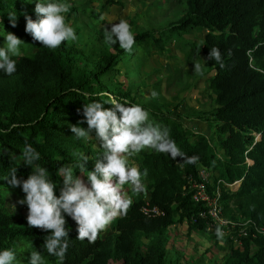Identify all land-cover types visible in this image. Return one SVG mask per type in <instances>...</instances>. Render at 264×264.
<instances>
[{"label": "trees", "instance_id": "16d2710c", "mask_svg": "<svg viewBox=\"0 0 264 264\" xmlns=\"http://www.w3.org/2000/svg\"><path fill=\"white\" fill-rule=\"evenodd\" d=\"M183 1L185 14L164 30H136L131 54L118 47L114 53L102 50L92 60V54L83 57V49H74L68 41L50 50L25 32V14L34 21L38 19L37 0H0V48L5 45L7 32L25 43L21 45L22 55L14 58L17 71L12 76L0 71V251L13 250L16 264H29L30 253L35 250L45 264H57V258L44 248L50 232L29 228L26 218L15 219L8 211L6 198L13 195L19 201L25 194L3 178L16 168L17 179H27L31 168L20 162L27 142L40 153L38 163L46 167L56 183L58 197L62 178L56 171L65 164L76 165L73 153L88 156V171L94 170L96 160L103 161L95 132L91 133L93 139L85 142L77 140L70 127L84 120V104L97 101L110 109L113 100L141 105L149 111L150 121L169 129L170 138L187 157L198 156L199 161L188 165L180 157L173 160L151 150L131 157L129 163L140 169L145 190L137 194L125 185L132 200L127 215L117 218L110 232H102L94 243L77 240L78 226L65 215L69 248L63 264H166L170 228L187 223L190 232L207 231L204 221L191 222L206 210L192 200L194 190L187 181L201 182L199 167L212 175L207 194L217 198L218 190L223 217L236 224L231 234L224 236L228 252L221 264H264V71L254 70H264V0ZM106 2L104 6L116 5L113 0ZM79 12L99 20L89 6L82 5L70 7L66 23L73 26V17ZM13 13L17 16L15 28L9 20ZM190 29L203 32L192 53H201L208 69L204 81L215 107L206 120L215 136L214 145L206 135L195 133L172 114L141 102L134 83L125 85L114 77L118 66L130 62L136 48L162 56L174 35L186 34ZM186 44L191 42L186 40ZM212 47L219 48L224 67L208 60ZM79 126L87 129L86 123ZM74 175L86 181L79 169ZM235 182L239 186L232 190L228 185ZM146 202L163 215H143L140 209ZM20 207L28 214L26 205ZM240 230L245 236H239ZM231 236L240 241V247L234 246Z\"/></svg>", "mask_w": 264, "mask_h": 264}, {"label": "clouds", "instance_id": "9594fccd", "mask_svg": "<svg viewBox=\"0 0 264 264\" xmlns=\"http://www.w3.org/2000/svg\"><path fill=\"white\" fill-rule=\"evenodd\" d=\"M70 7V4L60 0H37L35 13L38 19L34 21L25 14V32L42 47L50 50L59 48L66 41L78 42L75 29L66 23L65 14ZM100 19L104 20L105 16L101 15ZM9 20L15 28V13L9 15ZM110 25V30L103 27L104 43L111 47L118 41L120 48L131 54L135 45L131 25L126 19H119V23L112 22ZM4 37L5 45L0 48V71L12 76L17 71V61L14 58L22 55L21 45L25 43L10 32ZM231 54L229 51V55ZM208 60H215L224 67L217 47L211 48ZM254 70L264 71L258 68ZM194 73L204 75L201 63L194 64ZM157 95V92H151L152 98ZM110 105L112 108L109 109L104 107V103L97 101L84 104V120L70 127L74 137L85 142L93 139L91 133L95 132V140L100 142L103 149V161L96 160L94 170L88 171L85 167L89 161L88 156L80 152L73 153L77 157L76 165L65 164L56 171V175L62 178L58 197L55 194L56 183L50 179L46 167H41L38 163L41 159L40 153L27 142L20 154V162L30 167L31 173L26 180L17 179V169L13 168L10 175L3 178L12 187H20L25 194L18 203L27 206L28 227L50 232L45 237L44 248L50 256L57 258V264H63L69 248L65 215L78 226L77 240L94 243L117 218L127 215L132 200L124 190L125 185H130L137 194L145 190L140 169L129 163L131 157L151 150L167 154L173 160L180 157L188 165L197 164L199 161L198 156L187 157L170 138L169 129L150 121L149 111L141 105L115 100ZM83 123L87 124V129L79 126ZM76 169L86 177V181L74 175ZM143 175H147V170ZM216 235L222 238L220 227H217ZM16 260L13 250L0 251V264H16ZM29 264H45V261L41 253L35 250L30 253Z\"/></svg>", "mask_w": 264, "mask_h": 264}, {"label": "rangeland", "instance_id": "374dc122", "mask_svg": "<svg viewBox=\"0 0 264 264\" xmlns=\"http://www.w3.org/2000/svg\"><path fill=\"white\" fill-rule=\"evenodd\" d=\"M106 1L108 0H63L71 7L87 5L99 16V20L95 21L88 13H76L72 27L79 40L69 42L74 49H83V57L92 54V60L102 50L114 53L116 48H120L118 41L111 45L112 48L104 43L103 27L106 26L110 30V23H119V19H126L133 33L137 29L164 30L168 24L179 20L186 9L183 0H113L116 5L104 6ZM101 15L105 16L104 20L100 19ZM202 33L190 29L186 34L174 35L166 44L162 56L147 54L138 47L129 63L118 66L119 71L114 77L125 85L127 82L134 83L137 86L136 95L141 102L151 109H160L172 114L174 119L195 133L206 135L211 145H214L215 136L209 121L206 120L215 107L214 98L204 81L207 76L194 73L195 63H201L204 73L208 72L204 66L205 57L201 53H192L193 46L200 43ZM186 40L191 44H186ZM127 70L129 72L125 73ZM152 91L158 93L156 98L151 97ZM255 137L256 140L260 139ZM246 162L250 163L248 159ZM209 174L207 184H211L212 175ZM236 188L237 185L232 187V190ZM5 206L15 219L26 218L27 213L20 207L16 196H8ZM110 228L111 225L106 230L107 233ZM226 234L218 238L216 230L190 232L187 230V223L170 228L165 248L166 264H221L222 257L228 252L224 242ZM234 246L237 247L235 244Z\"/></svg>", "mask_w": 264, "mask_h": 264}, {"label": "built area", "instance_id": "2783aa9c", "mask_svg": "<svg viewBox=\"0 0 264 264\" xmlns=\"http://www.w3.org/2000/svg\"><path fill=\"white\" fill-rule=\"evenodd\" d=\"M198 176L201 182H195L191 179H188V184L190 187L193 188L194 194L192 195V200L197 203L201 204L203 208H206L205 211H200L197 215V217L194 219L191 218V222L195 223L197 219L204 221L207 230H216L217 227H220L223 234L227 233L231 234L230 231L234 230L236 224L229 221L227 218L223 217L222 208L218 204V190L216 189V197L217 198H210L209 195L206 192V186L207 181L209 180V173L207 169H204L202 167L198 168ZM237 185V182L228 185L231 189L234 188ZM141 213L148 218H154L163 215L162 212L159 211L156 207H150L148 205V202L145 203L140 209ZM261 232V231H258ZM264 234V232H262ZM225 235V236H226ZM244 235L245 232L243 230H240L239 236ZM231 239L237 247H240V241L236 238L231 236Z\"/></svg>", "mask_w": 264, "mask_h": 264}, {"label": "water", "instance_id": "95a60500", "mask_svg": "<svg viewBox=\"0 0 264 264\" xmlns=\"http://www.w3.org/2000/svg\"><path fill=\"white\" fill-rule=\"evenodd\" d=\"M259 138H260V136H259ZM252 163V162H251Z\"/></svg>", "mask_w": 264, "mask_h": 264}]
</instances>
